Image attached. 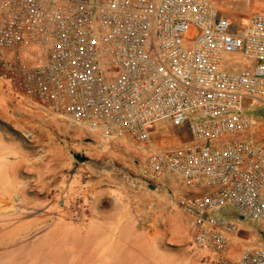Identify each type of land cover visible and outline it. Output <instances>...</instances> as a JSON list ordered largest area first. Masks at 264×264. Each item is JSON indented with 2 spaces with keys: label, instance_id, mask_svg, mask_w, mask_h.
I'll list each match as a JSON object with an SVG mask.
<instances>
[{
  "label": "built area",
  "instance_id": "built-area-1",
  "mask_svg": "<svg viewBox=\"0 0 264 264\" xmlns=\"http://www.w3.org/2000/svg\"><path fill=\"white\" fill-rule=\"evenodd\" d=\"M221 11L212 0H0V79L74 127L146 145L145 181L170 172L204 188L173 204L206 263L264 264V12L233 23ZM163 120L189 140L152 145Z\"/></svg>",
  "mask_w": 264,
  "mask_h": 264
},
{
  "label": "rangeland",
  "instance_id": "rangeland-1",
  "mask_svg": "<svg viewBox=\"0 0 264 264\" xmlns=\"http://www.w3.org/2000/svg\"><path fill=\"white\" fill-rule=\"evenodd\" d=\"M223 13L233 23L246 15ZM166 122L153 127L152 145L170 150L189 140L185 127ZM147 154L146 145L110 140L29 105L0 79V264H208L191 241L189 217L173 204L180 179L168 173L165 188L142 181ZM225 210L258 237L255 221ZM101 211L121 214L114 233L104 234L112 243L104 253L96 250L109 222Z\"/></svg>",
  "mask_w": 264,
  "mask_h": 264
},
{
  "label": "crops",
  "instance_id": "crops-1",
  "mask_svg": "<svg viewBox=\"0 0 264 264\" xmlns=\"http://www.w3.org/2000/svg\"><path fill=\"white\" fill-rule=\"evenodd\" d=\"M225 1L231 6H233V4H234V6L236 5L237 8H234V10L233 9L231 10L228 7H225V8L221 7L222 8V11H221L222 13H223V9L229 10V11H236V10L237 11H242V12L245 11L246 12L245 14H249V13H252V12H264V0H230V1L229 0H225ZM228 14L229 13L227 12L226 15H228ZM167 174L168 173H166L164 176H166ZM164 176L161 179L157 180L156 182H151L153 184V187H149L147 185L148 182L145 181L143 178H141V179L146 184V186L149 187V188H156L157 186H161V187L165 188V187H167V184H164V180H162L164 178ZM180 184H181V186H179V187L176 186L175 187V189L178 190V191L175 192V194L173 195V198L178 193H182V192H196V191H201V190L204 189V188H202L200 186H198V187H187V186H185L182 183L181 179H180ZM163 185H165V186H163ZM168 187H170V186H168ZM179 189H180V191H179ZM99 215H100V217L103 216L104 220H109L108 223H105V224L102 223L101 228H100V229H102L101 230V234H103L102 239H101L102 242H97V246H96V250L104 253L105 251L110 250L111 244H112V243H109V244L107 243V241L104 239V234H106V235L111 234L112 235L114 233L115 228H117V226L119 224V221L121 220V214L119 216V213L112 212V214L108 213V215H105L104 212L101 211L99 213Z\"/></svg>",
  "mask_w": 264,
  "mask_h": 264
},
{
  "label": "water",
  "instance_id": "water-1",
  "mask_svg": "<svg viewBox=\"0 0 264 264\" xmlns=\"http://www.w3.org/2000/svg\"><path fill=\"white\" fill-rule=\"evenodd\" d=\"M73 156H74V158H76V160H78L80 162L88 159L85 155H81V154H78V153H74ZM147 185L149 187H153V184L151 182H148Z\"/></svg>",
  "mask_w": 264,
  "mask_h": 264
}]
</instances>
